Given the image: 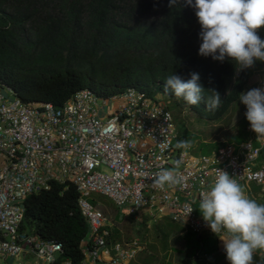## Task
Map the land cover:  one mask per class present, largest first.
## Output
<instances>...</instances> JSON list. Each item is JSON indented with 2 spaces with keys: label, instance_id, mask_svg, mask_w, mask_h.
<instances>
[{
  "label": "built area",
  "instance_id": "built-area-1",
  "mask_svg": "<svg viewBox=\"0 0 264 264\" xmlns=\"http://www.w3.org/2000/svg\"><path fill=\"white\" fill-rule=\"evenodd\" d=\"M117 99L124 103L105 112ZM177 138L175 116L162 95L129 89L105 99L82 89L57 108L24 102L0 83V257L57 264L61 243L22 230L25 201L55 182L74 186L80 195L79 208L90 229L81 264H129L145 250L140 240H113L112 223L92 203L94 195L108 197L129 217L148 210L152 217L169 218L202 234L212 231L192 202L200 203L217 168L243 186L264 187L259 161L264 139L192 156L176 148ZM173 168L181 183L163 190L153 186L160 171Z\"/></svg>",
  "mask_w": 264,
  "mask_h": 264
},
{
  "label": "trees",
  "instance_id": "trees-1",
  "mask_svg": "<svg viewBox=\"0 0 264 264\" xmlns=\"http://www.w3.org/2000/svg\"><path fill=\"white\" fill-rule=\"evenodd\" d=\"M200 32L195 9L185 0L172 6L171 0H0V83L24 102L57 108L82 89L105 99L137 89L150 97L162 95L173 114L186 106L201 119L219 122L240 94L255 86L250 83L256 65L241 70L231 59L199 55ZM258 35L264 40V28ZM191 73L199 74L204 89V99L195 106L164 91L169 76L186 81ZM210 90L221 97L214 110L205 102ZM247 141L246 136L233 144ZM259 161L264 165V150ZM79 197L74 186L55 182L25 201L22 230L61 243L57 264L85 259L83 244L90 229ZM92 203L97 205L95 199ZM182 234L185 250L178 251L187 261L229 264L213 233ZM253 264H264V253H254Z\"/></svg>",
  "mask_w": 264,
  "mask_h": 264
},
{
  "label": "clouds",
  "instance_id": "clouds-1",
  "mask_svg": "<svg viewBox=\"0 0 264 264\" xmlns=\"http://www.w3.org/2000/svg\"><path fill=\"white\" fill-rule=\"evenodd\" d=\"M176 3L177 0H171V6ZM185 3L195 9L201 25L199 55L221 62L231 59L241 70L254 68L257 61L264 63V40L258 35V30L264 28V0H195L194 3L185 0ZM199 81L198 73H191L186 81L174 74L166 79L164 91L195 106L204 99ZM210 92L212 95L205 102L208 110H214L219 107L221 97L214 90ZM240 103L247 108L245 116L257 139H264V88L241 93ZM190 147L188 140L176 144L178 149ZM179 183L181 174L173 168L160 171L153 186L163 190L166 185ZM199 211L212 233L223 242L229 264H253L255 251L264 250V204L251 198L244 186L227 172L216 169V178L203 194Z\"/></svg>",
  "mask_w": 264,
  "mask_h": 264
},
{
  "label": "rangeland",
  "instance_id": "rangeland-1",
  "mask_svg": "<svg viewBox=\"0 0 264 264\" xmlns=\"http://www.w3.org/2000/svg\"><path fill=\"white\" fill-rule=\"evenodd\" d=\"M253 80L250 85L253 84ZM262 86H264V78L262 83H258L253 88ZM123 103L122 99L111 101L105 112H108L111 107L117 108ZM246 111V106L239 101L223 120L209 122L201 119L190 108L183 106L178 112L174 113L178 134L177 142L188 140L191 142V147L187 150H181L188 152L192 156H203L210 154L213 148L216 149L224 145L233 144L239 139L246 138V136L248 140L250 138L257 140V135L252 130H247L250 123L246 121ZM245 122L247 125H244ZM206 144H208L207 147H205ZM201 147L205 149L202 150ZM244 188L249 190L256 198L259 195L264 198V192L259 187L246 185ZM93 199L96 200L100 210L107 215L106 217L112 223L113 240L125 243L140 240L145 247V250L129 264H207L205 260L189 262L184 258V253L181 254L178 251L185 250L184 243L180 240V236L184 235L182 233L187 231V228L183 225L177 224L169 218L152 217L148 210L141 212L135 217L126 215L125 217L127 218H125L121 216L122 212L108 197L94 195ZM258 203L263 202L258 201ZM145 226H147V229L144 230L143 227ZM218 239L220 241V238ZM0 264L41 263L35 257L20 260H6L0 257Z\"/></svg>",
  "mask_w": 264,
  "mask_h": 264
},
{
  "label": "crops",
  "instance_id": "crops-1",
  "mask_svg": "<svg viewBox=\"0 0 264 264\" xmlns=\"http://www.w3.org/2000/svg\"><path fill=\"white\" fill-rule=\"evenodd\" d=\"M264 63H262V62H260V61H258L257 63H256V69H255V71H254V82H253V84L255 85L254 87H256L257 86V84L258 83H262L263 82V78H264ZM249 128H250V126H248V128H247V130L249 131ZM256 142L258 143V139L256 140ZM252 185H254V184H252ZM255 187H259L260 189H262V191L264 192V187H260V186H257V185H254ZM246 189V188H245ZM246 192H247V194L251 197V198H253V199H255L257 202L258 201H262V202H264V198H263V196H260L259 195V197H254L253 196V194L251 193V192H249V190H246ZM93 200V197L91 198V201ZM193 203V205L195 206V208H196V210H197V212H198V214L199 215H201V213H200V211H199V203L198 202H192ZM121 211V210H120ZM122 212V211H121ZM123 214V213H122ZM126 216V215H125ZM202 216V215H201ZM219 243H220V248L223 250L224 249V246H223V242L220 240L219 241ZM83 245H85V243L83 244ZM255 253H263L260 249H258V250H256L255 251ZM89 264H92V263H90L89 262ZM98 264H107L106 262H101V263H98Z\"/></svg>",
  "mask_w": 264,
  "mask_h": 264
}]
</instances>
